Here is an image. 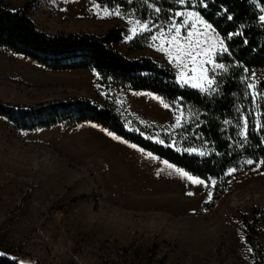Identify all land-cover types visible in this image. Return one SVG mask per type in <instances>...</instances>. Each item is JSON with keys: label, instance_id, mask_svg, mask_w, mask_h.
Here are the masks:
<instances>
[{"label": "rangeland", "instance_id": "obj_1", "mask_svg": "<svg viewBox=\"0 0 264 264\" xmlns=\"http://www.w3.org/2000/svg\"><path fill=\"white\" fill-rule=\"evenodd\" d=\"M141 1L152 6L153 0ZM27 4L37 26L50 34H103L124 27L120 51L172 66L178 81L185 84L180 68L151 37L167 34L172 23L180 25L188 19L177 13L197 10L178 9L167 23L160 13L140 18L132 10L98 0H0V5L13 10ZM104 10L121 14L105 16ZM136 21L147 23L151 31L140 32ZM134 26L138 32L132 37ZM196 28L205 31L202 25ZM188 30L182 28L181 35ZM199 38L208 39L209 45L223 41L212 26L207 37ZM133 40H141L142 45L132 49ZM215 51L216 62L224 64L217 59L222 54L218 43ZM206 67L210 77L224 71ZM71 97L108 105L127 128L163 143L180 128L175 125L181 108L157 94L111 87L95 71L48 70L0 47V101L36 105ZM109 132L91 122L26 130L0 116L1 254L27 264H256L246 240L244 214L251 220L254 208L264 210L261 161L246 158L232 168L234 173L228 171V187L215 200V179L188 172L205 181L194 184L168 168L167 160ZM258 231L264 245V223Z\"/></svg>", "mask_w": 264, "mask_h": 264}, {"label": "trees", "instance_id": "obj_2", "mask_svg": "<svg viewBox=\"0 0 264 264\" xmlns=\"http://www.w3.org/2000/svg\"><path fill=\"white\" fill-rule=\"evenodd\" d=\"M98 1L110 7L132 10L140 18L160 13L167 23L174 19L178 9L197 10L222 37L228 49L217 56L226 66V70L215 77L217 91L206 93L182 84L172 66L150 56L124 54L118 49L126 32L124 27H113L103 34H50L41 30L31 18L30 5L17 10L0 5V47L48 70L95 71L111 87L122 86L157 94L170 105L181 108L183 124L165 143H160L140 131L127 128L112 107L88 97L36 105L0 101V116L26 130L58 124L95 123L194 176L215 179V200L228 187V171L244 159L261 161L264 170V21L260 19L264 0H189L183 5L178 0H153L152 6L141 0ZM205 4L207 7L203 6ZM140 41L133 40L130 47H140ZM253 73L260 76L255 78ZM245 118L246 138L241 135ZM192 148L206 154L201 156L186 151ZM244 217L246 240L254 251L256 264H264V245L258 231V225L264 223V210L254 208L251 220L247 214ZM0 264L27 262L0 253Z\"/></svg>", "mask_w": 264, "mask_h": 264}, {"label": "snow or ice", "instance_id": "obj_3", "mask_svg": "<svg viewBox=\"0 0 264 264\" xmlns=\"http://www.w3.org/2000/svg\"><path fill=\"white\" fill-rule=\"evenodd\" d=\"M180 4H187L189 0H178ZM207 7V5H203ZM155 11L159 12L160 9H155ZM121 13L118 10L113 12H109L108 10H104V15H117L119 16ZM176 15L178 16H187L188 19L183 21L180 25L176 23H172L168 29V33L160 32L159 35H152L153 41H160V50L167 52L171 61L175 62L177 66L180 68V80L185 84H191L193 87L200 88L206 93H214L217 91L216 88L213 87L217 83L215 75L209 76V69L206 65H211L213 71L216 69L226 70L224 64L217 63L214 57L216 56V46L219 44V51L221 53L227 52L228 49L224 46L223 41L213 42L209 45L208 39L201 40L199 37L208 36V31L211 30V25L204 22L199 13L195 11H190L187 13L179 12ZM260 19L264 21V16H261ZM189 21H194V23L189 24ZM136 24L139 25L140 32H150L151 28L147 23H141L140 21H136ZM196 24L202 25L204 32H201L199 28H196ZM182 28L190 29L187 31V34L182 36L181 30ZM132 37L137 35L138 29L137 27H133L131 29ZM132 37H129L131 39ZM167 45V46H165ZM205 45H208L205 47ZM191 65V67H189ZM191 72L192 75L189 76L188 73ZM207 85V87H205ZM249 87H254V85H249ZM255 95V93H253ZM156 99H160L156 97ZM165 107H169V105L165 104ZM183 113L181 112L177 118L176 127L182 126ZM109 135H113L111 132ZM248 134L247 128V118H245V124L241 135L246 138ZM120 139L119 137H116ZM163 143V141H159ZM132 147H136V145H132ZM143 151V149H141ZM186 151L197 153L201 156H204L206 153L197 149H186ZM148 156H152L151 153L147 154ZM164 163L168 166V168H173L179 175L186 177L194 184H205L204 180L196 178L190 175L187 171L175 168L174 165L169 164L167 161ZM247 163L251 164L253 161L249 160ZM236 169H230L229 174L234 173ZM215 181H212V184L215 185ZM191 194V193H190ZM211 199V197H209Z\"/></svg>", "mask_w": 264, "mask_h": 264}]
</instances>
